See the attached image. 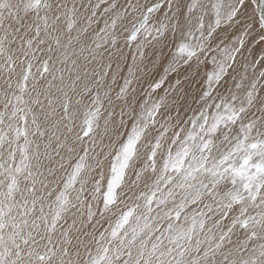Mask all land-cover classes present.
<instances>
[{
    "label": "snow or ice",
    "instance_id": "6c2138e0",
    "mask_svg": "<svg viewBox=\"0 0 264 264\" xmlns=\"http://www.w3.org/2000/svg\"><path fill=\"white\" fill-rule=\"evenodd\" d=\"M0 264H264V0H0Z\"/></svg>",
    "mask_w": 264,
    "mask_h": 264
},
{
    "label": "bare ground",
    "instance_id": "6f19581e",
    "mask_svg": "<svg viewBox=\"0 0 264 264\" xmlns=\"http://www.w3.org/2000/svg\"><path fill=\"white\" fill-rule=\"evenodd\" d=\"M13 4H19L20 0H12Z\"/></svg>",
    "mask_w": 264,
    "mask_h": 264
}]
</instances>
